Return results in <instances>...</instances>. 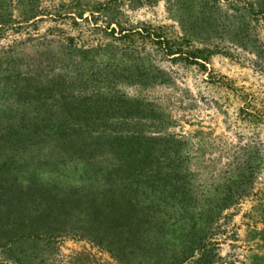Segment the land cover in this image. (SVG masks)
<instances>
[{
	"label": "rangeland",
	"instance_id": "obj_1",
	"mask_svg": "<svg viewBox=\"0 0 264 264\" xmlns=\"http://www.w3.org/2000/svg\"><path fill=\"white\" fill-rule=\"evenodd\" d=\"M5 181L188 213L215 264H264V0H0ZM32 249L121 264L72 236Z\"/></svg>",
	"mask_w": 264,
	"mask_h": 264
},
{
	"label": "trees",
	"instance_id": "obj_2",
	"mask_svg": "<svg viewBox=\"0 0 264 264\" xmlns=\"http://www.w3.org/2000/svg\"><path fill=\"white\" fill-rule=\"evenodd\" d=\"M40 191L28 183L16 187L8 181L0 189V264H29L33 245L50 244L58 236L86 239L121 264H215L217 260L188 213L157 217L142 208L137 197L112 190L102 197L75 190L59 198ZM231 199H224L223 206Z\"/></svg>",
	"mask_w": 264,
	"mask_h": 264
}]
</instances>
